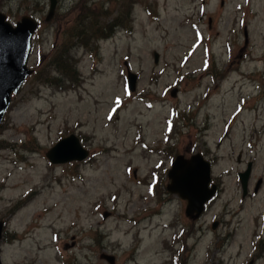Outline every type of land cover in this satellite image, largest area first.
<instances>
[{
    "label": "rangeland",
    "instance_id": "374dc122",
    "mask_svg": "<svg viewBox=\"0 0 264 264\" xmlns=\"http://www.w3.org/2000/svg\"><path fill=\"white\" fill-rule=\"evenodd\" d=\"M49 4L0 0L11 24L39 22L0 128L2 264H264V0H56L46 20ZM75 22L105 36L70 42ZM64 44L77 85L52 80ZM70 134L90 156L51 163ZM197 152L221 189L189 219L166 168Z\"/></svg>",
    "mask_w": 264,
    "mask_h": 264
},
{
    "label": "water",
    "instance_id": "95a60500",
    "mask_svg": "<svg viewBox=\"0 0 264 264\" xmlns=\"http://www.w3.org/2000/svg\"><path fill=\"white\" fill-rule=\"evenodd\" d=\"M49 10L46 20L54 13L56 0H49ZM38 22L30 16H23L14 25L7 16L0 12V123L11 102L12 94H16L32 73L28 67L31 52L32 37L37 29ZM155 61L157 53L154 52ZM137 76L133 72H127L129 90L135 89ZM46 158L51 163H68L82 161L89 151L85 149L75 134L60 138L46 153ZM211 163L200 153L184 157L177 155L167 171L168 183L166 190L186 200L185 214L192 218H198L204 210L205 203L216 193L217 186L211 184ZM251 173V163H247L244 171L238 174L243 195L247 192V184ZM259 183L256 184L255 191ZM109 212H104L106 218ZM216 226L213 225V228ZM3 222L0 221V242L2 237ZM110 264L114 263V257L103 254ZM0 264H2L0 258Z\"/></svg>",
    "mask_w": 264,
    "mask_h": 264
},
{
    "label": "trees",
    "instance_id": "16d2710c",
    "mask_svg": "<svg viewBox=\"0 0 264 264\" xmlns=\"http://www.w3.org/2000/svg\"><path fill=\"white\" fill-rule=\"evenodd\" d=\"M65 35L67 38H69L70 42H73V40H75L76 42L79 43V45H85V46L88 44L90 40L92 39L98 40L105 36V35L100 36V33L94 32L93 30L89 31L86 25L84 24L81 25V23H77V22L72 24L70 27L66 28ZM65 44L60 49H57L55 51V53L52 55L50 59V62L48 63V65H52L55 68V71L58 74V76H53L52 80L53 83H61V81L64 78L71 81L73 83L72 85H74V82H76L77 85L79 84L78 74L73 68L74 67L73 60L71 59L70 56H67V53L69 50H71L72 46ZM37 75L38 73L36 74V76ZM61 75L63 76V78H61ZM178 115L185 118L183 114L178 113ZM172 126L173 124L169 127V129H171ZM169 156L173 158L175 157V154L174 153L173 155L169 154ZM166 170L168 171L167 168ZM161 183L162 180L160 176L159 177L155 176V182L152 183L153 190H155V188H158Z\"/></svg>",
    "mask_w": 264,
    "mask_h": 264
},
{
    "label": "flooded vegetation",
    "instance_id": "af4514ba",
    "mask_svg": "<svg viewBox=\"0 0 264 264\" xmlns=\"http://www.w3.org/2000/svg\"><path fill=\"white\" fill-rule=\"evenodd\" d=\"M193 154V153H192ZM192 154H190L189 156H191ZM189 156H185L184 155V157H189ZM210 161V160H209ZM211 162V161H210ZM240 173V172H239ZM238 173V174H239ZM239 178V177H238ZM216 179V178H215ZM211 184H215L216 186H217V189H216V193L214 194V196L210 199V201H212V200H214L215 199V196L216 195H218V193L220 192V186H218L215 182H214V180L211 178ZM247 194H250V192L247 190V192H246V194L245 195H243V193H242V189H241V195H242V197H245ZM205 209H206V207H205ZM184 212H185V210H184ZM186 215V214H185ZM187 216V215H186ZM188 217V216H187ZM189 219H191L190 217H188ZM198 219H199V217H198ZM261 228H264V226H262ZM185 232H186V229H185ZM253 240L252 239H250V241L251 242H253V247H254V250H253V252H252V254L256 251V249H258V247H259V245H261V244H264V236H263V234L262 233H255L254 235H253ZM252 257V256H251ZM255 260V258H250V260H249V262H248V264H250V263H253V261Z\"/></svg>",
    "mask_w": 264,
    "mask_h": 264
},
{
    "label": "snow or ice",
    "instance_id": "6c2138e0",
    "mask_svg": "<svg viewBox=\"0 0 264 264\" xmlns=\"http://www.w3.org/2000/svg\"><path fill=\"white\" fill-rule=\"evenodd\" d=\"M118 103H119V100H117V104H118ZM112 111L115 112L116 109L114 108ZM111 118H112L111 115H109V119H111Z\"/></svg>",
    "mask_w": 264,
    "mask_h": 264
}]
</instances>
